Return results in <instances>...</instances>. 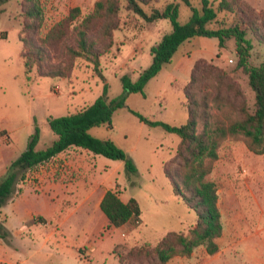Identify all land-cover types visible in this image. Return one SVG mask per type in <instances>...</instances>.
I'll list each match as a JSON object with an SVG mask.
<instances>
[{
	"label": "rangeland",
	"instance_id": "obj_1",
	"mask_svg": "<svg viewBox=\"0 0 264 264\" xmlns=\"http://www.w3.org/2000/svg\"><path fill=\"white\" fill-rule=\"evenodd\" d=\"M96 1L40 0L41 19L26 15L29 4L25 1L12 0L1 7L0 132L6 131L11 142L7 144V137L4 134L0 136V180L6 175L9 163L27 149L35 130L39 133L37 150L45 149L56 139L48 125L49 117H62L91 105L102 93L104 84L107 85L110 99L123 96L120 77L129 74L131 80L135 81L139 73L151 64V47L171 31L168 20L146 23L121 8L113 46L100 58L104 82L94 78L88 62L77 59L67 78L51 79L32 74L33 80L27 84L21 58L23 46L19 41L22 23L35 26L33 29L24 27L23 36L29 43L38 44L40 38L67 17L71 9L79 8V19H82L92 11ZM176 1L179 3L178 20L185 24L191 11L182 2ZM198 1L191 0V3L198 8ZM239 4L246 7L245 25L240 26L247 28L246 21L250 19L257 28L258 37L247 31L245 38L252 45L248 66L258 67L264 63V0H239ZM222 22L226 26H233L236 23L235 15L219 13L217 23L209 25V28H218ZM68 32V44L54 46L49 53L50 63L60 64L67 57L66 46H75L72 29H68ZM91 37L95 40L99 36L94 32ZM197 40V44L208 42V45L216 41ZM192 47H184L180 54L185 57L181 67L175 66L177 57L172 63L163 66L160 74L147 83L144 97L140 94L127 95L125 105L113 114L111 126L103 125L88 130L91 137L110 140L119 147L134 163L136 174H127L120 161L79 149L84 164L82 182H88L91 187L99 186V189L91 196L90 204L76 208L70 194L72 185L66 175L58 181V188L50 190L48 183L31 187L38 179L31 173L27 177V172L11 197L14 201L4 207V215L7 216V227L16 230L24 223L28 228L19 238H9L8 241L1 239L12 248L5 254L0 253L2 259L7 261L10 257L15 264H26L23 263L25 259L29 260L27 264H150L149 258H133L128 253L143 247L153 249L170 232L188 235L195 224L196 214L174 195L170 181L164 174V164L174 155L179 138L159 127L145 125L131 110L150 121L172 126L184 125L188 120V112L183 106L184 86L189 80L192 64L198 57L216 65L233 80L241 92V96L232 98L236 105L244 104L252 112L255 102L247 76L242 70L236 69L238 57L234 39L226 41L222 49L216 47L211 59L191 55ZM214 84V80L200 79L193 89L197 86L206 92ZM72 155L77 156V153ZM35 171L38 172L37 169ZM257 172L261 174L259 181L264 191V154L250 152L241 139L229 140L222 145L209 176L218 185L223 228L221 237L215 241L219 250L214 255H208L199 247L190 258L175 257L167 264H241V251L237 247L240 238L232 235L237 223L251 224V227H245L252 230H246L249 231L247 236L250 240L248 253L264 261V216L258 217V212L252 208L257 201L264 210V192L258 191L253 185L250 187L252 194L248 186L241 184L244 178L256 176ZM238 182L240 184L236 185ZM110 184L115 185L114 190L119 192L123 202L129 199L138 202V224L128 222L121 231L107 229L106 218L99 208H95V204L99 192L106 190V185ZM20 192L22 195L19 197ZM260 192L262 197L254 199ZM29 215L32 218L40 217L45 222L40 223V218L39 223L25 222V219L30 220ZM237 230L242 231L244 228Z\"/></svg>",
	"mask_w": 264,
	"mask_h": 264
},
{
	"label": "trees",
	"instance_id": "obj_2",
	"mask_svg": "<svg viewBox=\"0 0 264 264\" xmlns=\"http://www.w3.org/2000/svg\"><path fill=\"white\" fill-rule=\"evenodd\" d=\"M12 0H0L1 7ZM29 4L25 11L30 18L41 19L40 0H21ZM162 1V2H161ZM97 0L93 9L82 19L80 9L73 8L69 15L51 27L38 44L29 43L23 36L24 27L33 29V24L25 25L19 33L23 46L21 54L27 84L32 74L37 77L64 79L74 69L77 59L88 62L94 78L104 82L100 70V58L113 46V35L118 29L117 16L121 8L136 15L146 23L168 20L171 31L151 47V64L142 70L135 81L129 74L120 77L124 95L110 99L107 85L95 101L84 109L75 110L62 117H49L48 125L56 139L45 149L37 150L38 130L30 137L27 149L10 164L6 175L0 180V239L8 241L10 232L1 219V209L15 193L16 184L35 167L48 162L53 157L70 148H79L107 159L120 161L129 175L137 170L125 153L110 140L91 137L88 130L103 125L111 126L113 114L126 103L129 94L144 97L147 83L157 77L163 66L170 64L173 55L186 41L194 37L216 39L217 47L224 48L225 42L234 39L238 57L236 69L247 76L248 86L254 92V110L250 112L245 105H236L232 98L241 92L229 75L204 59L196 60L190 70L189 80L184 86L188 120L184 125L172 126L164 122L150 121L132 111L142 123L149 127H159L169 134L176 135L179 142L174 155L164 164V174L169 179L173 193L196 214L194 226L188 235L170 232L161 238L153 249L131 250L129 257H145L150 264H167L175 257L190 258L195 249L202 247L206 254L214 255L219 247L215 242L222 235L221 214L218 207V185L209 179L218 160L222 145L229 140L241 139L246 148L256 154H264V63L249 67L247 59L252 49L246 40V32L256 37L257 28L248 19L245 25V8L239 0H199L194 7L191 0H179L186 5L191 15L185 24L178 20L179 3L176 0ZM219 13L235 15L236 23L226 26L223 22L218 28H209L217 23ZM72 29L75 46L67 45V57L60 64L50 63L49 53L55 45L67 43ZM97 32L95 40L91 35ZM258 39V38H257ZM218 56V55H217ZM200 79L214 80L215 84L203 92L197 86ZM99 209L107 221V229H118L140 215L139 204L135 199L123 202L119 192L108 190L103 195Z\"/></svg>",
	"mask_w": 264,
	"mask_h": 264
},
{
	"label": "crops",
	"instance_id": "obj_3",
	"mask_svg": "<svg viewBox=\"0 0 264 264\" xmlns=\"http://www.w3.org/2000/svg\"><path fill=\"white\" fill-rule=\"evenodd\" d=\"M197 39H208V38H205V37H194V38L186 41L184 44H182L179 47L177 52L173 55L171 63L173 62V59H175L177 57L175 66L177 68L181 67V65L183 63V59L185 57H183L180 54H182L184 47H185V49H187L188 46H190V45L193 46L191 48V50L193 49L191 51L192 52L191 55L194 54L196 56H204V57H208L209 59H211L212 56H213L214 50L217 47V40L215 42L210 43L208 45L207 44L208 42H199L197 44V42H196V41H198ZM194 43H195V45H194ZM198 58L199 59H203L202 57H198ZM199 59H197V60H199ZM3 134L7 137L5 142L7 144L10 143L11 140H10V138L8 136V133L6 131L0 132V136L3 135ZM75 152L77 153V156H73L72 155V153H75ZM80 154L81 153L79 151V148H70V149L66 150L65 152H63L61 154H58L57 156L53 157L51 160H49L48 162L43 164L42 167L37 166L34 169L28 171L27 177H29L30 176L29 174L31 173L32 175H35L36 179H38V180H36V182L31 187H36V186L40 187V186H44L46 183H48L47 187L50 190L51 189L53 190L54 188L56 189V188L59 187V182L58 181L61 180L62 176L66 175L67 178L69 179V182H71V185H72V189L70 191V194L73 196V205L74 206L76 205V208H77V206H84L87 203L90 204L91 196L99 189V186L91 187L88 184V182H82V177H83V174H84V164L82 163V160H81L82 156ZM10 164L11 163H9L8 167H6L7 170L9 169ZM44 167H46V169H44ZM36 169L38 170V172L35 171ZM39 171H41V172L39 173ZM255 175L256 176H251V177L244 178L242 180L243 182H241V184L244 183L245 186L249 187V190H250V192L252 194H253V191H252V188H250V187L253 186V185H255V188H258L257 189L258 191L264 192V191H262V188H261V185H260V181H259V179L261 178V174L258 175V172H257V173H255ZM23 182H21V185L23 184ZM18 184L19 183L16 184V187L18 186ZM238 184H240V183L239 182L236 183V185H238ZM21 185H19V187ZM106 186H107L106 190H101V192H99V194L97 193L98 194V199H97V202L95 204V206H96L95 208H99L100 201H101L103 195L105 194V192L108 191V190H114V186L115 185H111L110 184V185H106ZM22 192H20L18 194L19 197L22 195ZM261 192L259 193V195L254 196V199L261 198L262 197ZM15 193H16V191H15ZM120 199H121V197H120ZM13 201H14V199L10 198L6 202V204L2 207V209H1V219H2L6 229L10 232V235H11L10 238L11 239H15V238L21 237L22 233L24 231H26L27 228H28V227H26L24 225V223H22V225H20L19 228L16 229V230L7 227V225H6L7 216L4 215V207L8 203L13 202ZM256 203H257L256 206H254L252 208H254V210H256L258 212V217L264 216V210H263V207L261 206L260 202L256 201ZM218 207H219V198H218ZM235 211L236 210H234V212ZM250 212H251V210H250ZM220 214H221V212H220ZM38 218H40V217H38ZM38 218H32V216L29 215V219L30 220H26L25 219V222L28 221V222H31V223H36V222L39 223ZM40 220H41L40 223L45 222L44 219H42V218H40ZM241 224L242 225H239V223H237L236 228L233 227V230H232V235L240 238L238 240L239 242L237 243V247L239 246V250L241 251V253L239 255L240 256V260H241V264H264V261L261 259V257H259V258H257L256 256L252 257L251 254L248 253V251L250 250L249 249V246H250L249 241L250 240L248 238L249 235L247 236V234H249V233H247V232L252 231V230H251V228L250 229L248 228L249 231L246 232V230H248V229H245V227H251V224H249V223H247V224L246 223H241ZM125 226L126 225H124V226H122L121 228H118V229L121 231L122 229H124ZM242 228H244V230H242V231H238L237 230V229L241 230ZM259 232H260V230L257 231V233H259ZM251 233H250V236L252 235ZM236 239H238V238H236ZM12 243H13V241L11 240V244ZM11 250H12L11 246L9 244L5 243V242L3 243L2 240L0 239V253H1V255L5 254L6 252H9ZM9 259L10 260L5 261L4 259H2L0 257V264H15L14 261L10 257H9ZM28 261H29L28 259H25L23 261V263L27 264Z\"/></svg>",
	"mask_w": 264,
	"mask_h": 264
},
{
	"label": "built area",
	"instance_id": "obj_4",
	"mask_svg": "<svg viewBox=\"0 0 264 264\" xmlns=\"http://www.w3.org/2000/svg\"><path fill=\"white\" fill-rule=\"evenodd\" d=\"M230 62H232V60H230ZM45 163H46V162H45ZM45 163H43V164H45ZM43 164H40L39 166H40V167H42V166H43ZM137 219H138V218H133L131 221H129V223H131V222H133V221H134V222H135V224H138V221H137Z\"/></svg>",
	"mask_w": 264,
	"mask_h": 264
}]
</instances>
